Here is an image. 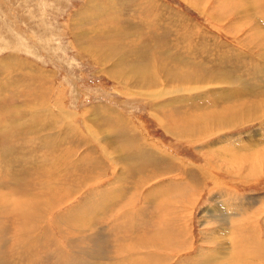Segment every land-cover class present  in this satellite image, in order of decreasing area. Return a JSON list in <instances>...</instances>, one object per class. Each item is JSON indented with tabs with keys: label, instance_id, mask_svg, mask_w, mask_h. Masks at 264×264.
<instances>
[{
	"label": "rangeland",
	"instance_id": "obj_1",
	"mask_svg": "<svg viewBox=\"0 0 264 264\" xmlns=\"http://www.w3.org/2000/svg\"><path fill=\"white\" fill-rule=\"evenodd\" d=\"M261 1L0 0L1 264H232L244 229L264 243ZM126 44L205 75L139 88L107 60Z\"/></svg>",
	"mask_w": 264,
	"mask_h": 264
},
{
	"label": "bare ground",
	"instance_id": "obj_2",
	"mask_svg": "<svg viewBox=\"0 0 264 264\" xmlns=\"http://www.w3.org/2000/svg\"><path fill=\"white\" fill-rule=\"evenodd\" d=\"M196 2V1H195ZM238 4V3H237ZM261 4L263 5V6H260V7H262V10L264 9V0H262L261 1ZM244 5V4H243ZM247 5V4H246ZM259 5V3L256 5V6H258ZM249 6V5H248ZM247 6V7H248ZM242 7V6H241ZM251 7H252V4H251ZM250 8V7H249ZM242 9H243V7H242ZM246 9V8H245ZM248 9V8H247ZM246 9V10H247ZM251 9V8H250ZM249 9V10H250ZM253 9V8H252ZM251 9V10H252ZM255 9V8H254ZM256 11V10H255ZM249 11H247V13H248ZM253 12H254V10H253ZM252 12V13H253ZM158 14L159 13H157L156 14V16L155 17H151V16H153V15H151V16H148L147 18H146V21H145V23H146V25L148 26V28L146 29V30H148V31H150V33H151V31H152V27L153 26H155V27H160V25H157V22L155 23V21H158V22H160V19L158 18ZM241 14V13H240ZM245 14V12L243 13V15ZM255 14H256V12H255ZM90 15H92V14H90ZM238 15V14H237ZM141 16V15H140ZM245 16V15H244ZM246 17V16H245ZM244 18V17H243ZM247 18V17H246ZM164 26H166V25H163V28H164ZM257 26V25H256ZM164 33H163V35H164V39H163V37L162 36H160V35H157L156 37H151V36H147V38H145V40L147 41V43L148 44H151V43H153L154 44V42L155 41H158L159 43L160 42H162V46L159 48V46H158V51H159V49H162L163 48V46L164 47H166L167 48V46H168V41H167V39L166 38H169V37H172L173 36V34H171V35H168L169 34V31H163ZM149 33V34H150ZM264 33V32H263ZM262 33V38H256V39H258V41H257V44L256 45H259V48L261 49V53H260V58L261 59H263L264 60V34ZM257 34V33H256ZM258 35V34H257ZM260 35V34H259ZM177 38V37H176ZM254 38V37H253ZM137 39V38H136ZM187 39V37L185 38V40ZM255 39V38H254ZM253 39V40H254ZM183 40V39H182ZM165 41H167V42H165ZM261 41H263V43L261 42ZM134 41L132 40V43H133ZM158 43V44H159ZM183 43H184V41H183ZM251 43V42H250ZM157 44V45H158ZM173 44V43H172ZM177 44V43H176ZM152 45V44H151ZM155 46H156V44H154ZM174 45V44H173ZM180 45V44H179ZM182 45V44H181ZM186 45V44H185ZM252 45V44H251ZM148 46V45H147ZM150 46V45H149ZM176 46V45H175ZM185 47V46H184ZM258 47V46H257ZM152 48V47H151ZM155 49V48H154ZM186 49V50H185ZM184 50H185V52H183V54H187L188 52H189V50L191 49L190 47H186ZM170 50V49H169ZM178 50V49H177ZM157 51V52H158ZM174 52V51H173ZM132 54V56H133V58H132V60H130V62H132L133 64H131L132 65V67H130V65H128V64H124V63H128V62H126L125 61V59H124V57H125V55L126 54ZM159 53V52H158ZM158 53H157V55H158ZM145 55H146V52L144 53ZM181 54V53H180ZM148 55V54H147ZM172 55H175V54H172ZM155 56V55H154ZM180 56V55H179ZM181 56H183V55H181ZM185 56V55H184ZM114 57H116L117 59H118V62H117V64L118 65H115L116 67H118L117 68V72H119L116 76H117V78L118 79H121L122 81H125V80H129L128 81V83L129 84H134V86H138L139 88H148V87H153V86H155L156 85V83H157V79L159 78V76L162 74V75H164L165 76V78H167L168 80H171L172 82L173 81H182V82H189L190 80H201L202 79V77H204V73H203V69L202 70H200V69H195V70H192V69H190L189 67H186V65H183V66H181L180 68H173V66L172 67H169L168 68V66L167 65H164L165 66V68H164V66L161 68V69H156V68H154V65H153V61H147L148 59H146V60H143V59H141V57H144L142 54H138V56H137V54H136V52H135V48H133V47H131V46H129L128 44H126L124 47H123V49L122 50H118V49H116V48H114V50L113 51H110L109 52V54H108V58H107V60H109V59H111L112 60V58H114ZM126 58V57H125ZM171 59V58H170ZM179 59H180V57H179ZM178 59V60H179ZM105 60H106V57H105ZM169 60V59H168ZM183 60V59H182ZM185 60V59H184ZM165 62V61H164ZM181 62V61H180ZM162 64V63H161ZM121 71V72H120ZM114 74V73H113ZM115 75V74H114ZM203 80H205L204 78H203ZM219 80V79H218ZM208 81V80H207ZM127 82V81H126ZM126 82H122L123 84H126ZM161 82V81H160ZM171 82V83H172ZM170 83V84H171ZM180 82H178V84H179ZM217 84V83H216ZM177 85V84H176ZM160 88V87H159ZM202 89V88H201ZM196 90H198V89H196ZM178 91H180V92H178V93H182L183 91H185L184 89H181V90H178ZM189 91V90H188ZM214 92V91H213ZM28 94V93H27ZM177 94V93H176ZM26 95V94H25ZM215 96V95H214ZM231 97V96H230ZM187 100V99H186ZM185 100V101H186ZM226 100H228V99H226ZM169 104V103H168ZM264 105V104H263ZM228 110H231V109H228ZM231 112V111H230ZM2 113H4V112H2ZM6 113V112H5ZM8 114V113H7ZM223 114V113H222ZM1 115H4V114H1ZM207 115H208V113H207ZM16 116V115H15ZM209 116V115H208ZM217 116V115H216ZM232 116V115H231ZM233 116H235V115H233ZM246 116V115H245ZM201 117V116H200ZM226 116L224 115V116H218V118H217V120H218V122L217 123H215V124H218V126L217 127H222L223 125L221 124V125H219L220 123H222V120L225 118ZM244 117V116H243ZM211 118V117H210ZM227 118V117H226ZM236 117H234L233 119H235ZM242 118V117H241ZM2 119V118H1ZM233 119H231L232 121H233ZM240 119V118H239ZM243 119V118H242ZM207 120H209V119H207ZM236 121H237V119H235ZM197 121V120H196ZM227 121V120H226ZM228 121H230V120H228ZM200 122V121H199ZM207 123V122H206ZM238 123V122H237ZM204 124V123H203ZM1 125V124H0ZM17 125V124H16ZM15 125V126H16ZM190 125H191V123H190ZM3 126V125H2ZM4 127H6L5 125H4ZM3 127V128H4ZM14 127V126H13ZM7 128V127H6ZM15 128V127H14ZM13 128V129H14ZM192 127H190V129H191ZM8 129V128H7ZM10 129V128H9ZM16 129V128H15ZM14 129V130H15ZM89 129V128H88ZM5 130V129H4ZM90 130V129H89ZM202 130V128H200V125H195V127H193V129L192 130H190V132L191 133H193L194 131L196 132V131H201ZM205 130V129H204ZM6 131V130H5ZM11 131H12V127H11ZM10 132V131H9ZM70 132V131H69ZM7 133H8V131H7ZM93 133V132H92ZM107 133V132H106ZM2 134V133H1ZM184 136L186 135H188L189 136V132L187 133V131H186V133L184 132V133H182ZM196 134V133H195ZM92 135H94V134H92ZM259 135V134H258ZM1 136V135H0ZM92 137H94V136H92ZM1 138H6V136L4 135V137H3V135L1 136ZM190 138V137H189ZM56 140V139H55ZM255 141H257V142H255V143H260V144H262V145H264V140H261V139H259V140H255ZM252 143V142H251ZM1 144V143H0ZM6 145V144H5ZM254 145V144H253ZM1 146H4V145H1ZM243 147V146H242ZM251 147V146H250ZM2 148V147H1ZM5 148V147H4ZM240 148V147H239ZM252 148H254V147H252ZM255 148H258V146H256L255 145ZM244 149V148H243ZM236 150H238V149H236ZM242 150V149H241ZM240 150V151H241ZM257 150H259V149H255V150H253L251 153H249L248 155H247V157L246 158H251L252 159V157H254L255 156V158L256 157H259L260 155H262V153H264V150H262L261 152H259V153H257ZM255 152L257 153L256 155H252V154H255ZM232 154H237V153H235V152H231ZM238 156V155H237ZM263 157H264V155H263ZM231 158V157H230ZM235 158H237V157H235ZM241 158V157H240ZM239 158V159H240ZM253 161L255 162V161H257V160H255V159H253ZM262 162H264V158H262ZM2 192V191H1ZM11 194V193H10ZM9 193H5L4 195H2V194H0V214H2V212L1 211H4V212H8L9 210H12V211H14L13 210V205H11L10 204V200L7 198L8 196L9 197H11L12 195H10ZM13 197H15L14 195H13ZM18 197V196H17ZM22 197V196H21ZM25 197V196H24ZM12 198V197H11ZM16 202V201H15ZM30 204L31 205H36V200H34V199H31L30 200ZM254 202V201H253ZM12 203V202H11ZM20 202H18V204H19ZM24 204V203H23ZM22 204V205H23ZM26 206V205H25ZM20 207H21V205H20ZM27 207V206H26ZM42 209V208H41ZM30 211V210H29ZM215 211V210H214ZM220 211V210H219ZM10 212V211H9ZM35 212V211H34ZM209 212V211H208ZM33 214V213H32ZM91 214V213H90ZM221 215V214H220ZM238 215H240V214H233V215H231L230 217H229V222H230V224L233 222V220L235 219V218H237L238 217ZM33 216V215H32ZM30 217V216H29ZM5 218H6V216H5ZM239 218V217H238ZM241 218V217H240ZM36 219V218H35ZM1 220V219H0ZM23 220V219H22ZM3 221V220H2ZM73 222V221H72ZM3 223V222H2ZM216 223V222H215ZM235 223V222H234ZM233 223V224H234ZM38 224V223H37ZM220 225V222L219 223H217V225ZM221 224H226L225 222H222ZM229 223H227V225H228ZM81 225V224H80ZM141 225V224H140ZM145 225V224H144ZM218 225V226H219ZM85 226V225H84ZM88 226V225H87ZM231 226V225H230ZM5 227H7L6 226V224H4V227H3V229L5 228ZM27 227V226H26ZM221 227H223V226H221ZM81 228V227H80ZM84 228V227H83ZM218 228V227H217ZM2 229V230H3ZM6 229V228H5ZM58 229V228H57ZM88 229V228H87ZM223 229L224 230H222V231H225V233H227L228 232V229H226V227H223ZM254 229V228H253ZM1 230V229H0ZM23 230V229H22ZM22 230H21V232H22ZM29 230H30V228H29ZM37 230V229H36ZM50 230V229H49ZM233 230V232H234V229H232ZM244 230H248L245 234H246V237H244V235H242V237L243 238H246L244 241H243V243L239 246V252L237 253V254H235L234 256H230V254H229V252H226V251H224V249H222L221 248V254H222V257H220L219 259L217 258L216 259V261H218V263L219 262H222L223 260H225V259H227L228 261H231L232 262V264H233V262H236V264H237V261L239 260V261H241V262H245V264H247L246 262H248V261H254V262H260L261 261V263L260 264H262V262H264V256H261V255H259V256H252L251 254H248V256H245V257H243L242 255L244 254L245 255V253L244 252H246V251H252V250H258L259 248H261L262 250H264V243H261V242H259V241H257V242H255V241H251V239H252V237L254 236L253 235V230H251V228H248V229H244ZM244 230H242L241 232H239L240 234H242L243 233V231ZM31 231V230H30ZM137 231V230H136ZM250 231H253L252 232V236L251 237H247V236H249V235H247V233L248 232H250ZM33 232V231H32ZM231 232V231H230ZM256 232V231H255ZM141 233H142V231H141ZM232 233V232H231ZM1 234H4V233H0V235ZM24 234H26V233H24ZM255 234V233H254ZM257 234V233H256ZM255 234V235H256ZM21 235V234H20ZM28 236H29V234H27ZM36 235H38V234H36ZM137 235V234H136ZM251 235V234H250ZM1 237H3V236H1ZM37 237H39V238H42V235L41 236H37ZM14 238V237H13ZM1 239V238H0ZM3 239V238H2ZM256 239H257V237H256ZM21 241H23V240H21ZM0 242H1V240H0ZM37 242V241H36ZM67 242V241H66ZM262 242H264V241H262ZM57 243V242H56ZM94 243H95V241H94ZM26 245H29V244H26ZM57 245V244H56ZM234 245H236V244H234ZM245 245H248V246H245ZM1 246V245H0ZM23 247V246H22ZM28 247V246H27ZM257 247H259V248H257ZM2 248V247H1ZM226 248V247H225ZM252 248H254V249H252ZM6 249V248H5ZM21 249V248H20ZM24 249V248H23ZM22 249V250H23ZM140 249V248H139ZM150 249V248H149ZM159 249V248H158ZM227 249V248H226ZM2 249H0V251H1ZM4 250V249H3ZM7 250H8V248H7ZM18 250V249H17ZM6 251V250H5ZM64 251V250H63ZM228 251V250H227ZM17 252H19V251H17ZM135 252V251H134ZM8 253V252H7ZM10 253H12V251L10 252ZM25 254V253H24ZM28 254V253H27ZM58 254V253H57ZM15 255V254H14ZM66 255V254H65ZM28 256V255H27ZM64 256V255H63ZM74 256V255H73ZM128 256V255H127ZM150 257H152L151 255H149ZM238 256H241V258H239ZM14 257V256H13ZM61 257V256H60ZM64 258V257H63ZM12 259V258H11ZM80 259V258H79ZM260 259V261H256V260H259ZM263 261H262V260ZM14 260V259H13ZM60 260V259H59ZM63 260V259H62ZM83 260V259H82ZM233 260V261H232ZM18 261V260H17ZM67 261V260H66ZM129 261V260H128ZM19 262V261H18ZM63 262H64V260H63ZM77 262V261H76ZM20 263V262H19ZM57 263V262H56ZM71 263V262H70ZM143 263V262H142ZM1 264V263H0ZM28 264H30L29 262H28ZM32 264V263H31ZM82 264V263H81ZM217 264V263H216ZM249 264V263H248Z\"/></svg>",
	"mask_w": 264,
	"mask_h": 264
}]
</instances>
